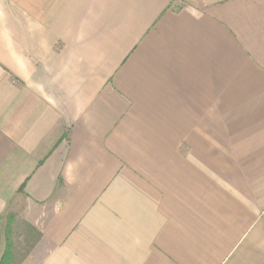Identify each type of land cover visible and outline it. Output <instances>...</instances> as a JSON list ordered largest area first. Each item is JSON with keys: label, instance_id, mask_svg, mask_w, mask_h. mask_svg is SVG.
<instances>
[{"label": "crops", "instance_id": "crops-1", "mask_svg": "<svg viewBox=\"0 0 264 264\" xmlns=\"http://www.w3.org/2000/svg\"><path fill=\"white\" fill-rule=\"evenodd\" d=\"M14 200L36 264H264V0H0Z\"/></svg>", "mask_w": 264, "mask_h": 264}, {"label": "rangeland", "instance_id": "rangeland-1", "mask_svg": "<svg viewBox=\"0 0 264 264\" xmlns=\"http://www.w3.org/2000/svg\"><path fill=\"white\" fill-rule=\"evenodd\" d=\"M27 204L24 200L12 201L0 220V254L9 239L12 245L10 264H36L49 247L27 220Z\"/></svg>", "mask_w": 264, "mask_h": 264}, {"label": "trees", "instance_id": "trees-1", "mask_svg": "<svg viewBox=\"0 0 264 264\" xmlns=\"http://www.w3.org/2000/svg\"><path fill=\"white\" fill-rule=\"evenodd\" d=\"M2 217H0L1 219ZM12 245L9 239L6 240L5 247L0 254V264H10L12 258Z\"/></svg>", "mask_w": 264, "mask_h": 264}]
</instances>
